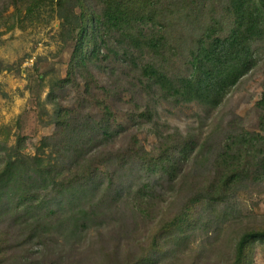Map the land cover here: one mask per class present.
<instances>
[{
	"label": "rangeland",
	"instance_id": "obj_1",
	"mask_svg": "<svg viewBox=\"0 0 264 264\" xmlns=\"http://www.w3.org/2000/svg\"><path fill=\"white\" fill-rule=\"evenodd\" d=\"M37 1L0 0V144L11 153L10 148L21 140L23 155L31 158L48 137L44 142L49 144L46 154H39L40 157H68L70 153L57 152L52 145L62 135L57 126V104L51 95L56 94L63 106L75 107L82 113L93 111L96 120L102 118L96 101L104 99L116 111L113 129L119 136L113 137L110 144L101 145L97 152L92 149L83 159L68 161L73 173H79L88 164L102 172L101 179L94 175L103 183L102 189L113 176V189L104 203L103 192L99 191L95 209L100 217L69 240V236H58L51 242L27 243L24 236H18L12 219L5 216L0 223L1 245L15 241L24 244L2 248L0 264H139L143 259L156 264H228L234 256L232 242L240 231L245 227L264 228V180L245 181L231 198L222 202L206 200L193 206L191 214L196 222L186 240L178 243L175 236L167 238L161 232L167 222L185 210L193 193L192 179L167 181L160 172L148 170L128 153L137 148L156 149L161 141L158 135L173 129L201 134L207 149H219L229 132L242 127L259 131L260 111L255 104L264 90V42L256 44L257 66L209 117L204 108L194 103L176 105L159 100L158 113L149 123L137 117L135 102L145 105L143 97L148 101L150 98L127 61L113 57L92 65L98 85L90 90L80 74L75 82L61 85V79L69 72L76 41L62 26L58 0H39L40 5L36 6ZM227 4V0H207L197 6L188 2L186 14L169 24L170 39L176 49L169 58L179 71L184 70L190 49L212 17L223 35L230 30L232 19ZM91 133L88 129L84 135ZM72 136L78 137L79 133ZM92 141L100 142L101 137L93 136ZM125 161H129L128 165L121 167ZM206 168L207 164L203 169ZM65 175L70 177L71 172L66 170ZM144 183H148L146 190ZM116 190L121 196L117 197ZM138 202L143 205L137 206ZM251 263L264 264V243L252 246Z\"/></svg>",
	"mask_w": 264,
	"mask_h": 264
},
{
	"label": "trees",
	"instance_id": "obj_2",
	"mask_svg": "<svg viewBox=\"0 0 264 264\" xmlns=\"http://www.w3.org/2000/svg\"><path fill=\"white\" fill-rule=\"evenodd\" d=\"M206 1L58 0L62 26L76 41L69 72L61 79V85L75 82L80 74L90 90L98 85L91 66L114 57L127 61L130 69L138 73L137 81L150 98L148 101L143 97L145 105L135 102L137 117L152 122L158 113L159 100L176 105L194 103L204 108L209 117L258 64L256 44L264 42V0H227L232 19L230 30L223 35L212 17L190 49L184 70L179 71L169 58L176 50L170 39L169 24L185 13L188 2L197 6ZM51 96L57 104V126L61 127L62 135L52 145L57 152L70 153L68 157H40L46 154L49 144L44 142L48 137L31 158L23 155L21 140L10 148L11 153L0 144V223L9 216L6 218L12 219L18 236H24L27 243L51 242L58 236H69L66 238L69 240L78 231L82 232L89 222L100 217L95 209L99 191L103 192L104 203L113 189V176L102 189L103 183L94 176L100 175L101 179L102 172L88 164L79 173H73L68 158L83 159L92 149L97 152L101 145L104 147L119 136L113 129V123H117L116 111L108 101L97 100L102 118L96 120L93 111L82 113L75 107L61 105L56 94ZM255 105L260 111L259 131L243 127L231 131L219 149H207L201 134H184L173 129L158 135L161 141L156 149L129 151L132 158L148 170L160 172L167 181L192 179L193 193L185 210L163 226L161 235L175 236L176 242H184L196 222L191 214L193 206L206 200L222 202L231 198L245 181L264 180V90ZM68 126L72 129H67ZM88 129L92 133L84 135ZM75 132L79 133L78 137L72 136ZM93 136H100L101 141L93 143ZM92 157L87 158L88 163ZM64 160L69 164L65 165ZM128 163L125 161L121 167ZM205 164L208 168L203 169ZM66 170L71 172L70 177L65 175ZM147 186L148 183L145 190ZM115 194L121 196L120 191L116 190ZM139 202L137 206H142ZM234 241V256L228 264H252V246L256 242L264 243V228L245 227ZM14 244L21 247L24 243L1 245L0 242V253L2 248L10 249ZM142 263L156 264L144 259L139 264Z\"/></svg>",
	"mask_w": 264,
	"mask_h": 264
}]
</instances>
